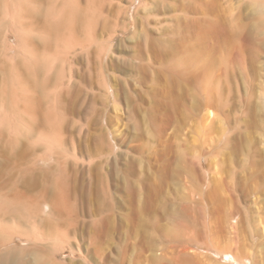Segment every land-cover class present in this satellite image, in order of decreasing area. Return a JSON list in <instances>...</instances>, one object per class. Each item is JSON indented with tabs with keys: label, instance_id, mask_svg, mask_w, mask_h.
<instances>
[{
	"label": "rangeland",
	"instance_id": "374dc122",
	"mask_svg": "<svg viewBox=\"0 0 264 264\" xmlns=\"http://www.w3.org/2000/svg\"><path fill=\"white\" fill-rule=\"evenodd\" d=\"M0 264H264V0H0Z\"/></svg>",
	"mask_w": 264,
	"mask_h": 264
},
{
	"label": "bare ground",
	"instance_id": "6f19581e",
	"mask_svg": "<svg viewBox=\"0 0 264 264\" xmlns=\"http://www.w3.org/2000/svg\"><path fill=\"white\" fill-rule=\"evenodd\" d=\"M9 17V16H8Z\"/></svg>",
	"mask_w": 264,
	"mask_h": 264
}]
</instances>
